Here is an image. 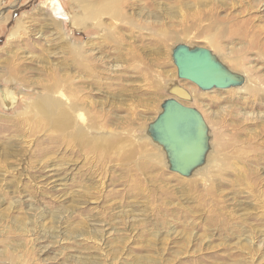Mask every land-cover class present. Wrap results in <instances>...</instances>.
Instances as JSON below:
<instances>
[{"label":"rangeland","instance_id":"1","mask_svg":"<svg viewBox=\"0 0 264 264\" xmlns=\"http://www.w3.org/2000/svg\"><path fill=\"white\" fill-rule=\"evenodd\" d=\"M91 1L0 0V264H264V0ZM174 82L211 152L186 174L151 130Z\"/></svg>","mask_w":264,"mask_h":264},{"label":"flooded vegetation","instance_id":"2","mask_svg":"<svg viewBox=\"0 0 264 264\" xmlns=\"http://www.w3.org/2000/svg\"><path fill=\"white\" fill-rule=\"evenodd\" d=\"M197 53L203 55L204 51L203 49H198L192 51L191 54ZM175 54L178 59L182 58L183 62L187 59L185 52H181L180 49ZM180 79L182 78L180 77ZM182 102L176 98L168 99L165 102L164 108H167V114L172 116L174 122L172 132L166 128L165 119L161 118L164 112L151 125L153 134L165 143L163 145L167 150L173 168L179 171L188 169L194 156V150L199 146H203L201 136L204 134V126L200 120L206 125L199 111ZM201 130L202 132L200 133Z\"/></svg>","mask_w":264,"mask_h":264},{"label":"water","instance_id":"3","mask_svg":"<svg viewBox=\"0 0 264 264\" xmlns=\"http://www.w3.org/2000/svg\"><path fill=\"white\" fill-rule=\"evenodd\" d=\"M179 49L181 52L184 51L187 57V59L183 62V59H178L175 54L176 52L174 53L175 62L178 67V73L182 79L194 83L203 90H212L215 88L228 89L232 86L239 85V79L237 76L228 72L217 61H215L214 56L209 51L203 50V55L200 53L192 55L191 50H187L182 47ZM161 118L165 119L166 128L172 132L174 122L172 116L167 114V108H164V114L161 116ZM200 121L204 126V134L201 136V142L203 143V146H199L194 150V156L192 157L191 163L187 170L179 171L174 168L176 171H179L182 174H186L200 165L207 151V128L206 125H204V122L202 120ZM201 132L202 130L200 133ZM158 140L162 144H165L160 139Z\"/></svg>","mask_w":264,"mask_h":264},{"label":"bare ground","instance_id":"4","mask_svg":"<svg viewBox=\"0 0 264 264\" xmlns=\"http://www.w3.org/2000/svg\"><path fill=\"white\" fill-rule=\"evenodd\" d=\"M57 1V0H56ZM113 0H103L101 2L99 1H91V3L88 4V6H86L85 9V13H86V17H94L97 16L99 14H105V15H111L112 17H116L118 16L120 13L117 10V8H115L112 4ZM116 1V0H115ZM117 2V1H116ZM58 3V2H57ZM117 4V3H116ZM58 8H59V3L57 4ZM118 6V5H117ZM61 8V7H60ZM124 13V12H122ZM152 14V13H151ZM104 15V16H105ZM154 16V14L152 15V17ZM110 17V16H109ZM150 17V16H149ZM216 26V25H215ZM218 26V25H217ZM221 27V26H220ZM210 30V29H209ZM214 30V29H212ZM13 33V32H12ZM11 33V34H12ZM15 34L11 35V38L14 37ZM77 49V48H76ZM76 53V52H75ZM80 53V50H79ZM78 54V52H77ZM169 91L170 93L178 100H182V101H191L193 98V95L190 93L189 90H187L186 88L180 86L177 82H174L172 84H170L169 86ZM13 93L8 90H2L0 91V103H1V107L7 109V110H11V108H14L16 106V98L13 97ZM15 101V102H14ZM14 102V104H13ZM54 104V103H53ZM13 105V107H12ZM56 105V104H55ZM40 108L44 109L45 111V105H41L39 106ZM58 107V106H57ZM58 109V108H57ZM45 113V112H44ZM43 113V114H44ZM48 115V114H46ZM47 118V117H46ZM67 124V122H66ZM79 134V133H78ZM210 150L206 151L205 155H204V159L207 161L209 160V154H210ZM201 170L198 169V171Z\"/></svg>","mask_w":264,"mask_h":264}]
</instances>
